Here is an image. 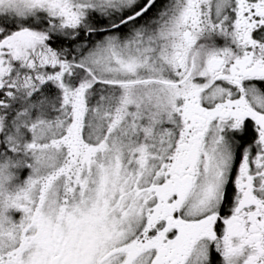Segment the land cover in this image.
<instances>
[{"label": "snow or ice", "instance_id": "1", "mask_svg": "<svg viewBox=\"0 0 264 264\" xmlns=\"http://www.w3.org/2000/svg\"><path fill=\"white\" fill-rule=\"evenodd\" d=\"M0 264H264V0H0Z\"/></svg>", "mask_w": 264, "mask_h": 264}]
</instances>
